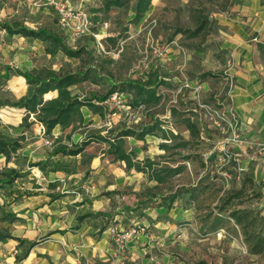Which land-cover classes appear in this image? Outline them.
Listing matches in <instances>:
<instances>
[{
  "label": "rangeland",
  "instance_id": "374dc122",
  "mask_svg": "<svg viewBox=\"0 0 264 264\" xmlns=\"http://www.w3.org/2000/svg\"><path fill=\"white\" fill-rule=\"evenodd\" d=\"M53 1L61 2L67 9L85 15L88 20L86 29L79 31L76 23L62 20ZM103 2L104 0H0V22H19L32 29H45L57 33L71 48H84L85 52L80 57L68 58L61 52L50 55L46 52L45 41L25 36L24 39L14 40L18 45L26 42L33 48L40 45L41 55L34 58L37 60L32 69L34 73L53 71L61 74L90 68L92 76L103 75L99 84L87 80L71 85L69 88L74 94L81 92L84 97L101 95L107 90L109 82L120 83L134 79L144 81L149 77L165 80V83L157 87V92L161 95L159 102L144 104L146 110L140 116L136 114V106L130 103L131 93L123 91L118 92L123 96L122 104L125 106H112L107 101L108 96L100 102L101 112H94L87 107L92 112L90 117H84L85 109L81 107L82 116L65 126L71 129L67 133L68 144L62 143L50 151L53 150L55 154L70 150L74 153L69 155H78L87 145L94 144L86 140L90 132L114 134L124 128L138 130L154 119L162 122V126L169 127L157 128V131L145 134L143 138L123 137L122 148L131 154V161L135 165L128 166L122 161L128 171V168L133 167L131 169L138 172L137 175L134 174L136 178H127V184L124 177L115 180L107 175L101 178L93 174L90 168L80 175L51 178L49 170L53 165L57 166V163L49 158L36 162L34 154L39 148L47 150L44 146L59 139H54L52 130L47 133L44 125L35 119L33 121L36 122L29 130V120L34 115L30 114L26 118L13 104L27 95L31 86L17 75L23 70L0 67V139L17 143V148L11 149L8 156L0 154V244H8V254H26L29 247L37 242L41 233L35 230L32 218L34 214L38 215L39 194L47 196L50 202L56 204L55 213L66 211L61 217L57 216V219L69 221L71 217L85 218L81 208L92 193L94 197L90 198L119 193V196L126 194V200H130V203L126 202L121 206L127 210L128 215L125 216L128 217L113 220L116 211L112 209L103 212V221H106L103 228L108 230L110 226H117L119 230H125L144 227V231L127 243L124 252H116L119 254L118 264H126L128 254H134L129 264H264V253L252 254L248 251L239 228L232 220L229 227L211 231L206 229L210 221L206 214L217 213L215 206L225 193L238 187L232 180L226 182L213 167L215 156L211 157V146H215V149L222 146L219 131L208 120L204 121L202 135L204 138L209 137L212 144L208 148L201 137L195 140L187 136L182 125L197 99L216 105L214 99L208 93L205 100L202 99L204 86L201 84L195 93L190 90L179 92L177 89V84L183 78H187L195 86L197 82L204 80L212 83L220 75L225 77L228 61L233 68V60L231 56L225 57L227 52L219 44L232 42L234 34L240 33L238 29H257L259 20L251 17L249 8L257 10L256 7L261 3L259 0H152L153 9L142 23L135 26L130 20L129 8L111 9L105 14L100 11ZM200 23L204 27L198 35L191 37L185 32L195 29ZM0 34L3 36L0 43H6L7 35L4 31ZM257 35V31H251L246 37L251 39ZM109 36L115 38L114 44L105 41ZM253 42H259V38ZM260 59L264 67V56L260 55ZM197 61L201 64L198 68L194 65ZM232 68L228 71L233 72ZM205 72L209 74L204 75ZM53 91L57 90H50L45 94ZM165 130L171 138L161 143L159 132ZM209 131L214 132V136L208 134ZM185 138L191 139V144L187 147L178 145ZM111 146V143L109 147L108 144L106 147L97 145L92 149V154L102 159L111 157ZM114 158L119 159L116 155ZM238 163L245 169L240 160ZM176 164H181L185 172L171 176L166 182H157L151 186L139 177V167L161 173L163 168ZM66 166V170L74 171L79 165L72 168L68 163ZM233 166H230L232 172L235 169ZM199 173L204 180L199 186L198 196L191 200L189 193L184 192L183 188L196 184ZM7 178H11V181L6 182ZM113 182L124 183V189L120 192H115V189L103 191ZM177 186H181L177 188L180 195L170 200L168 196ZM98 188L100 191L96 193ZM245 188L246 192L241 198L245 201L244 204L264 215L256 205L258 193L251 190V182ZM241 206L243 205L237 207ZM9 214H21L22 219ZM25 218L30 219L27 221ZM21 231L29 236H14ZM113 253L112 245L111 254Z\"/></svg>",
  "mask_w": 264,
  "mask_h": 264
},
{
  "label": "crops",
  "instance_id": "0c3cea01",
  "mask_svg": "<svg viewBox=\"0 0 264 264\" xmlns=\"http://www.w3.org/2000/svg\"><path fill=\"white\" fill-rule=\"evenodd\" d=\"M259 3H261V5L256 7L257 10H255V8H249L251 9L249 10L251 17L253 16V19L259 20L257 29L252 28V30L249 31L238 29L240 33L234 34V40H232V42H222L219 44V46L221 48L224 47V50L227 52L225 57H232L234 66L232 68L235 81L234 86L232 88H228L225 83V78L222 75H220L212 83L204 80L200 82V84L204 86V96H202L203 100H205V95L208 93V95L212 96L216 104L223 107H232L235 110L239 121L241 137L248 141V143L240 146H231L237 155L240 156L239 160L245 166L244 175L241 178L234 176L232 182L238 188L242 185L247 186V183L251 182V190L258 193L256 205L259 210L264 212V167H262L258 162L256 154L252 148L253 144L264 142V67L260 59V55L262 54L257 47L259 42L264 43V0H259ZM3 31L5 32V35H7L8 41L6 43H0V67H14L21 71H32L34 65H36L35 63L37 62L34 58L41 55V53H39L40 45L35 48L30 47V45L26 42L18 45L14 40L24 39L23 36L16 34L9 35L6 30L0 29L1 33ZM251 31H257V37L253 36L251 39L247 38L246 36H248ZM257 38H259V42H253L257 41ZM0 40H3L2 34H0ZM198 63L199 62L197 61L194 64L197 68L198 65L201 66V64ZM219 66L221 65L219 64ZM224 67L225 64L223 68ZM21 77L24 78L23 76ZM73 90L75 91V89ZM76 94H78L80 98L84 97V93L77 92ZM56 96L57 91H53L45 94L44 99L55 98ZM13 107L18 109L19 112L25 114L24 109L18 108L17 106ZM83 109H85L84 111L86 113L84 117H90L92 112L89 108L83 106ZM188 114L189 115L187 117L193 118L192 112H188ZM33 120L34 117L29 120V130L36 122ZM182 125L187 131V136H190L195 140L198 137H201V139H203L209 146L208 148H210V145L212 144H210L211 142L209 141V137H203V133L198 125V134L195 136H191L189 129L184 123ZM165 126L167 125H161V127ZM38 129H40V126H38ZM70 130L71 129L69 127L62 128L60 125H56L52 129L51 134L55 137L54 139L58 138L59 140H53L50 145L44 146L45 149L50 151V149H53L55 146L57 147L62 143L68 144L67 133H69ZM155 131H157V129H155L153 133ZM164 132H159V141H161V143H163L162 141H167L171 138L168 136V132L166 130ZM24 133H26V131ZM114 134L90 132L87 135L86 140L88 139L94 144L87 145L85 150L78 155H69L61 152L54 154L53 150L48 153L47 150L39 148L34 154V161H45V159L49 158L54 161V163H57V166L53 165V168L49 170V177L51 178L67 175H80L85 169L90 168L93 174L101 178H105L107 175H110L115 180L124 177L125 184H127V178L134 179L136 178L135 175L138 174L137 171L131 169L133 167L128 168V171L126 169L127 167L125 162L115 159V155L113 153L111 154V157L105 159L92 154V149L97 145L106 147V144H108L109 147L110 143L114 142ZM208 134L214 136V132L209 131ZM99 136H102L105 140ZM181 142V146L187 147L191 144L192 140L185 138ZM133 160L135 159L133 158ZM68 163L72 165V168L76 164L79 166L77 167V170L68 171L66 170L68 169L66 166ZM176 166L178 165H171V167ZM179 166H181V164H179ZM142 168L143 169H140L141 172L139 173L141 176L139 177H142V179L146 180L151 186H153L154 183H157L155 178L158 171L153 172V169H148L146 167ZM75 172L77 173L74 174ZM127 172L128 175H126ZM184 172L185 168L182 166V170L175 175H179ZM200 177L201 173L197 176V181ZM193 185L195 184H192L191 186ZM179 187L181 186H177L171 192H174ZM51 188H53V190L56 189V187ZM108 189H115V192H120L124 189V183L117 184L113 182L103 191H107ZM99 191L100 189L98 188L96 193ZM118 194L119 193H115L111 196L102 195L99 198H90L94 197V194L92 193L91 196H88L89 198L86 199L85 205L81 208L82 213L86 215L85 218L76 219L71 217L69 221L61 218L57 219V216L61 217L66 211L61 210L59 213H55L54 211L57 210V208H55L56 204L50 202L47 196L39 194V202L37 204L38 215L36 214V216L34 214V217L32 218L35 223L33 225L35 230L37 229V231L41 233L39 235V239H36L37 242L33 244V246L29 247L26 254H8L9 246L8 244L6 245V243L2 242L0 244V264H113L111 239L107 228H103V225L106 223V221H103V217L105 218L103 212L112 209L113 211H116L114 214L115 218L113 220L121 219L123 216L125 218L128 217L125 216L128 215L127 210L122 209L121 206L126 202L130 203V200H126V194H123L122 196H119ZM71 197H73V195H71ZM99 212H102V214L97 215ZM14 217L22 219L21 214H15ZM28 219L30 218H25L24 220L28 221ZM14 236L24 238L29 236V234L21 231L16 233ZM131 247H133V245H131ZM133 255L134 254H128L126 264H129L128 262L133 260Z\"/></svg>",
  "mask_w": 264,
  "mask_h": 264
},
{
  "label": "trees",
  "instance_id": "16d2710c",
  "mask_svg": "<svg viewBox=\"0 0 264 264\" xmlns=\"http://www.w3.org/2000/svg\"><path fill=\"white\" fill-rule=\"evenodd\" d=\"M124 7L131 10L130 20L133 21L135 26L142 23L147 14L153 9L152 0H104L100 11L106 14L111 9H120ZM203 27V23H200L195 29L186 30L185 32L193 37L198 35ZM0 29L6 30L9 35L16 34L45 41L47 43L45 48L46 52L51 55L61 52L68 58H75L80 57L85 52L82 47L71 48L67 46L57 33L49 32L45 29H32L19 22L10 23L6 21L0 22ZM105 41H110L114 44L115 38L109 36ZM257 47L262 56H264V43L259 42ZM18 74L25 78L26 84L30 85L31 88L27 95L19 98L13 105L18 108H23L26 118L30 114H33L34 119L44 125L47 133L56 125L65 127L76 118H80L82 116L80 109L83 106L89 107L94 112H101L102 106L100 102L104 101L115 91L131 93L132 98L130 103L132 106L156 104L161 98V95L157 92V87L165 83V80H156V78L151 79L150 77L144 81L134 79L124 80L120 83L109 82L108 88L103 94L80 98L70 91L69 87L71 85L86 80L98 84L101 82L102 76L99 74H94V76H92V70L90 68L83 71L64 72L61 74H55L53 71L36 73L33 71H23L18 72ZM208 74L209 72L204 73V75ZM50 90H57V97L44 100L43 95ZM183 123L189 129L191 136L198 134V123L195 117H185ZM161 125L162 122L154 119L153 122L145 124L138 130L131 128L120 129L113 136L114 142H111V151L119 159L124 160L128 166H134L135 164L131 161V154L125 152L122 148L123 137L132 136L143 138L145 134L153 132L155 129L160 128ZM99 137L102 138V136ZM102 139L105 140V138ZM16 145L17 143L15 141L10 142L0 139V154L8 156L11 149L15 150L17 148ZM65 153L71 154L74 152L66 150ZM212 156L213 154L211 157ZM202 167H204L203 164ZM138 169L143 168L139 167ZM181 170L182 166L179 165L176 167H165L161 170V173H156L155 180L159 183H163ZM203 180L204 178L200 177L195 185L183 188L184 192L189 193V198L191 200L198 196L199 186ZM10 181L11 178H7L6 182ZM1 185L2 184H0V186ZM245 192L246 188L244 185L237 189L228 190L221 198V201L215 206L217 213L208 212V214H206V216H208L207 218L210 219L206 229L211 231L218 228L229 227L230 221L232 220L234 225L239 228L248 251L252 254H262L264 253V215L251 208L249 205L244 204L245 201L241 198L244 196ZM179 195V189H176L174 192H171L168 197L170 200H174ZM235 200H237L236 203L234 202ZM238 205L243 206L237 207ZM9 215L14 217V215Z\"/></svg>",
  "mask_w": 264,
  "mask_h": 264
},
{
  "label": "built area",
  "instance_id": "2783aa9c",
  "mask_svg": "<svg viewBox=\"0 0 264 264\" xmlns=\"http://www.w3.org/2000/svg\"><path fill=\"white\" fill-rule=\"evenodd\" d=\"M53 5L62 20H68L76 23V27L79 31H84L86 29L88 20L81 12L67 9L61 2L53 1ZM227 65L228 67L225 71L224 77L225 83L228 88H232L235 83L234 75L232 72L228 71L232 68V63L228 61ZM190 83L191 81L187 78H183V81L180 84H177L178 91L190 90L194 93L197 92L200 87V83H196L195 86H192ZM122 97L121 93L115 91L109 95L107 101L110 102L112 106L119 107L123 102ZM122 105L125 106L124 104ZM134 109H136V114L140 116L146 110V106L144 104H140ZM190 111L192 112L193 117L197 120L201 131L203 129L204 121L208 120V122L212 124V126L217 129L222 136V146L218 147V149H215V146L214 148L212 146V154L215 156V164L213 167L216 169V173L226 182L231 181L234 176L239 178L245 169L242 166H239V158L236 157L238 155L231 146L244 145L248 143V141L241 137L239 121L235 110L232 107H223L219 104L215 105L197 99ZM252 148L256 154L258 162L262 167H264V142L253 144ZM209 162H212V160H209ZM231 165L235 166H233L235 168L234 172L230 169ZM143 231L144 227H130L125 230H119L117 226H110L108 228L114 249V253L112 254L113 264L119 263V254H116V252H124L127 248V243Z\"/></svg>",
  "mask_w": 264,
  "mask_h": 264
}]
</instances>
